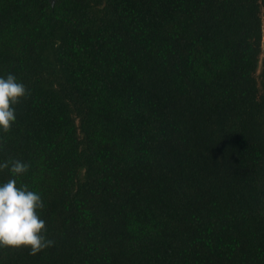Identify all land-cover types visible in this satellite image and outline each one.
<instances>
[{
	"label": "trees",
	"instance_id": "trees-1",
	"mask_svg": "<svg viewBox=\"0 0 264 264\" xmlns=\"http://www.w3.org/2000/svg\"><path fill=\"white\" fill-rule=\"evenodd\" d=\"M263 11L0 0V76L29 92L0 163L29 165L54 241L0 264H264Z\"/></svg>",
	"mask_w": 264,
	"mask_h": 264
},
{
	"label": "clouds",
	"instance_id": "clouds-1",
	"mask_svg": "<svg viewBox=\"0 0 264 264\" xmlns=\"http://www.w3.org/2000/svg\"><path fill=\"white\" fill-rule=\"evenodd\" d=\"M28 94L15 75L0 76V133L10 130L16 120L13 106ZM2 168H9L13 178L0 183V248L23 247L35 255L54 244L47 238L45 221L38 214L44 207L42 198L26 185L17 186V177L28 171V164L5 161L0 163Z\"/></svg>",
	"mask_w": 264,
	"mask_h": 264
},
{
	"label": "water",
	"instance_id": "water-1",
	"mask_svg": "<svg viewBox=\"0 0 264 264\" xmlns=\"http://www.w3.org/2000/svg\"><path fill=\"white\" fill-rule=\"evenodd\" d=\"M262 51L264 53V29H263Z\"/></svg>",
	"mask_w": 264,
	"mask_h": 264
},
{
	"label": "rangeland",
	"instance_id": "rangeland-1",
	"mask_svg": "<svg viewBox=\"0 0 264 264\" xmlns=\"http://www.w3.org/2000/svg\"><path fill=\"white\" fill-rule=\"evenodd\" d=\"M263 23H264V11H263ZM259 70H260V67L258 68L257 74L259 73Z\"/></svg>",
	"mask_w": 264,
	"mask_h": 264
}]
</instances>
